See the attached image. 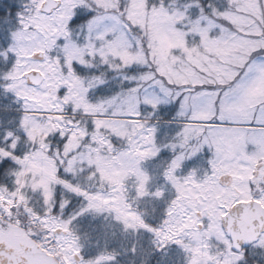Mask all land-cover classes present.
<instances>
[{"label":"snow or ice","instance_id":"6c2138e0","mask_svg":"<svg viewBox=\"0 0 264 264\" xmlns=\"http://www.w3.org/2000/svg\"><path fill=\"white\" fill-rule=\"evenodd\" d=\"M0 264H264V0H0Z\"/></svg>","mask_w":264,"mask_h":264}]
</instances>
